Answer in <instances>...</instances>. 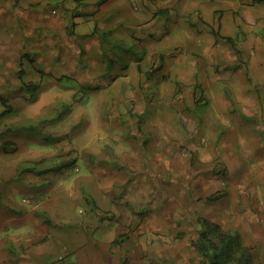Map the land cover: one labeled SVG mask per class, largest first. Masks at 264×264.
<instances>
[{
  "label": "rangeland",
  "instance_id": "1",
  "mask_svg": "<svg viewBox=\"0 0 264 264\" xmlns=\"http://www.w3.org/2000/svg\"><path fill=\"white\" fill-rule=\"evenodd\" d=\"M0 12V264H196L201 217L264 264V2Z\"/></svg>",
  "mask_w": 264,
  "mask_h": 264
},
{
  "label": "trees",
  "instance_id": "2",
  "mask_svg": "<svg viewBox=\"0 0 264 264\" xmlns=\"http://www.w3.org/2000/svg\"><path fill=\"white\" fill-rule=\"evenodd\" d=\"M252 2L262 3L264 0H252ZM214 36L216 38L215 41H217L216 36H219V38L228 42L237 53L240 52L234 37L229 35L220 36L218 33H214ZM28 86H32V83H28L26 88H28ZM90 88L94 89L97 87ZM79 90H81V87ZM69 110V105L61 103L57 108L56 114L54 115V121L60 120L64 114L69 112ZM9 112H11L9 107L0 111V119ZM29 128L31 127H28V129ZM5 144L6 143H4V145ZM21 169V171L33 172L36 174H43L46 172V169L44 170L42 168L40 160H29L28 163L23 161ZM208 198H211V196ZM198 223L200 227L197 230V235L191 240L192 246L199 255V260L196 264H253L254 258L252 254V248L250 245H247L244 242L241 234L238 231L223 229L220 224L207 218L201 217Z\"/></svg>",
  "mask_w": 264,
  "mask_h": 264
},
{
  "label": "crops",
  "instance_id": "3",
  "mask_svg": "<svg viewBox=\"0 0 264 264\" xmlns=\"http://www.w3.org/2000/svg\"><path fill=\"white\" fill-rule=\"evenodd\" d=\"M93 3H96V5H97V3H98V5H97V6H94ZM102 4H104V1H101V2L93 1V2H90L89 8H90V6L93 7V10H94V11H92V13L95 12V11L97 12V11H99V10L101 9V5H102ZM0 14H1V15H0V18H1V20H2V19L4 18V13H3V12H0ZM47 241H49V240H47ZM58 243H59V245H61L62 247H63L62 244H65V243H62V241H61L60 238H59V240H58ZM48 244H49V245H52V246H51V249L53 248V246H56L54 240L51 241V244H50L49 242H48ZM63 248H64V247H63ZM47 252H50V250H48Z\"/></svg>",
  "mask_w": 264,
  "mask_h": 264
}]
</instances>
